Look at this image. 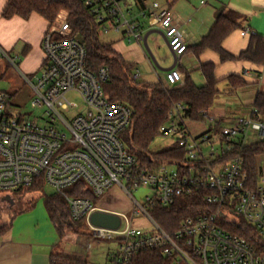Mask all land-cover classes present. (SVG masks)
Here are the masks:
<instances>
[{
    "label": "built area",
    "instance_id": "2783aa9c",
    "mask_svg": "<svg viewBox=\"0 0 264 264\" xmlns=\"http://www.w3.org/2000/svg\"><path fill=\"white\" fill-rule=\"evenodd\" d=\"M83 1L99 34L114 32L130 44L146 47L150 33L160 34L173 58L164 76L166 85L182 82L179 62L188 44L169 10L152 15L150 32L144 36L127 0ZM42 48L45 60L40 72L23 77L32 92L31 111L13 108L10 96L0 92V192L12 194L42 181L65 199L71 220L80 222L99 212L98 205L66 195L67 189L82 181L100 201L111 190L120 189L130 200V217L116 215L121 220L116 230L91 228L95 240L116 244L112 264H131L137 254L148 250H160L171 264H264V254L222 225L243 219L264 240V169L252 182L243 160L245 147L252 143L250 134L264 139V122L251 116L221 126L204 111L209 131L193 136L184 117L189 107L175 106L159 134L185 150V161L141 168L123 140L132 125V109L112 102L103 88L109 68L97 72L88 68L86 46L68 22L50 27ZM1 53L17 67V56ZM139 78V72H134V79ZM140 189L147 194L138 199L134 193ZM199 195L212 210L185 218L172 233L152 217L156 209ZM228 214L236 221L229 220ZM142 215L152 222L149 232L132 227Z\"/></svg>",
    "mask_w": 264,
    "mask_h": 264
},
{
    "label": "crops",
    "instance_id": "0c3cea01",
    "mask_svg": "<svg viewBox=\"0 0 264 264\" xmlns=\"http://www.w3.org/2000/svg\"><path fill=\"white\" fill-rule=\"evenodd\" d=\"M6 2L0 0V50L7 54L18 53L24 58L23 69L31 73L28 77L35 76L45 60L42 42L50 25L35 13L28 19L18 16L3 19L1 15ZM127 2L144 36L150 32L153 14L163 10H169L173 14L174 21L188 44V51L179 62L183 80L175 87L182 86L187 78L197 87H203L206 81L201 68L210 65L218 81L219 93L212 108L208 110L209 115L216 117L221 126H229L238 118L252 116L256 96L264 93V64L257 66L245 61L223 60L217 52L208 48L200 52L197 46L210 33L220 14L233 11L241 16L240 28L230 33L221 46L228 55L239 56L247 50L252 35L264 38V0H200L199 7L194 6V0H179L172 7L165 0ZM244 32L248 33L242 35ZM110 33L116 36L110 45L126 63L134 65L135 72H139L144 83L163 82L166 85L164 76L172 67L173 58L160 34L150 33L146 47L142 43H128L121 34ZM150 41L165 48L171 58L169 66L161 65L156 60ZM148 56L153 59L155 67L148 66ZM24 76L26 75H22ZM232 76L242 78L248 85L233 87L227 80ZM189 123L201 124L205 128L197 136L207 133L210 128L205 120L192 122L188 119L187 125ZM99 204V212L124 214L107 207L106 203H102V206ZM71 222H66L68 226L61 229L58 220L54 222L50 219L43 198H39L31 210L17 215L10 231L0 237V264H56V255L77 259L84 264H112L116 244L95 240L91 233L83 236L70 227ZM86 223L91 232L92 226L89 221Z\"/></svg>",
    "mask_w": 264,
    "mask_h": 264
},
{
    "label": "trees",
    "instance_id": "16d2710c",
    "mask_svg": "<svg viewBox=\"0 0 264 264\" xmlns=\"http://www.w3.org/2000/svg\"><path fill=\"white\" fill-rule=\"evenodd\" d=\"M6 6L2 12L3 19H11L15 16L28 19L32 14L42 16L52 27L61 12L67 13V22L74 33L85 44L88 53V68L97 72L102 67L110 70L109 80L104 84V91L112 102H121L128 105L133 112L132 125L123 135V140L131 154H133L141 168H158L166 164L182 163L186 159V152L173 144L158 152H152L150 147L154 140L161 136L159 130L167 120L168 115L175 106H188L184 117L192 122H202L203 112L212 108L219 91L218 81L214 75L212 66H203L202 74L205 85L197 87L190 78L179 87H167L163 82L149 84L134 79L135 67L124 61L112 47L103 45L98 39V27L94 17L90 14L83 0H6ZM172 7L179 0H165ZM241 16L233 11L222 13L210 33L197 46L199 51L208 48L217 52L223 60H238L253 65L264 64V38L252 35L246 51L233 57L222 49V42L233 31L240 28ZM227 80L233 87H245L248 84L239 77H229ZM252 116L264 122V93H258L254 101ZM244 168L252 182L258 178L264 169V139L252 142L245 147L243 153ZM46 186L38 181L33 186L13 192L10 196L38 192L42 195L45 207L52 221H71V213L65 199L54 193L46 195ZM65 194L74 198L90 199L98 205L100 199L94 197L86 183L78 182L65 191ZM6 201L1 199V201ZM9 202V201H6ZM36 201L32 202L28 209L31 210ZM212 208L204 201L203 196L182 197L176 205L168 209H156L152 212L153 219L166 231H176L182 220L190 216H196ZM22 213V212H21ZM10 216L8 223L0 220V237L6 235L13 226L17 215ZM1 217V216H0ZM85 220L74 223H83ZM224 228L244 237L261 254H264V240H262L254 228L243 219L235 223H222ZM58 264H84L80 260L70 257H62ZM131 264H171L165 259L160 250H148L137 254Z\"/></svg>",
    "mask_w": 264,
    "mask_h": 264
},
{
    "label": "rangeland",
    "instance_id": "374dc122",
    "mask_svg": "<svg viewBox=\"0 0 264 264\" xmlns=\"http://www.w3.org/2000/svg\"><path fill=\"white\" fill-rule=\"evenodd\" d=\"M200 0H194V6L199 7ZM67 22V13L61 12L57 21L54 24L55 28H59ZM116 36L113 33L108 34H99L98 31V39L99 42L103 45L112 44L113 39ZM150 48H152V53L156 60L164 66H169L171 64V58L168 53H166L165 48L162 47L159 43H153L150 41ZM19 50L21 48H18ZM20 53V52H19ZM7 54V53H6ZM18 54V53H17ZM15 53L8 54L11 58L14 59L15 56H18V60L16 61V68L13 67L8 60L3 56L0 51V92L6 93L11 98V106L13 108L20 109L23 113H29L31 111V101H32V92L28 84H26L22 75L29 76L31 73L26 72L23 69L22 61L24 58L17 55ZM150 59L148 66L155 67L153 59L151 56H148ZM150 66V67H151ZM152 69V68H151ZM143 78L140 77L139 82H143ZM72 101L77 104H81L79 99L75 96H72ZM39 114L35 112V115ZM33 119V118H32ZM204 127L201 124L197 123H189L187 125V130L193 135L197 136L204 131ZM260 138L256 135V133H251L249 136L250 142H257ZM174 143V139L170 137L159 136L152 143L150 150L152 152H158ZM46 195H53L54 192L51 188H46ZM147 194L146 190L140 189L138 192L134 193V196L140 199L143 195ZM11 195L10 193L0 192V220L3 223H8L10 221V216L16 213H21L25 209H28L30 204L34 201H37L39 198H42V195L38 192H28L26 194H21L18 196L12 197V202L1 201V199L6 198V196ZM36 203V202H35ZM106 203L111 209L117 211L119 213H124L130 217V200L128 196L122 192L120 189H115L112 192H108L102 199L101 204ZM35 205V204H34ZM228 219L231 221H236V217L232 214L227 215ZM71 222V221H70ZM61 229L66 228L68 224L66 222H61L58 220ZM70 225V224H69ZM72 225V226H71ZM70 227L75 228L77 233L82 234L83 236L90 234L89 227L86 222L83 223H73L71 222ZM132 227L135 229H140L143 231H151L153 225L152 222L146 218L145 216L136 217L132 222ZM70 230V229H68ZM70 233V231H69ZM65 256L56 255L55 262L58 264L60 259Z\"/></svg>",
    "mask_w": 264,
    "mask_h": 264
},
{
    "label": "water",
    "instance_id": "95a60500",
    "mask_svg": "<svg viewBox=\"0 0 264 264\" xmlns=\"http://www.w3.org/2000/svg\"><path fill=\"white\" fill-rule=\"evenodd\" d=\"M6 201L12 202L10 196L4 198ZM89 223L93 227L104 228L108 230H116L121 225V220L118 216L105 213V212H95L89 219Z\"/></svg>",
    "mask_w": 264,
    "mask_h": 264
}]
</instances>
